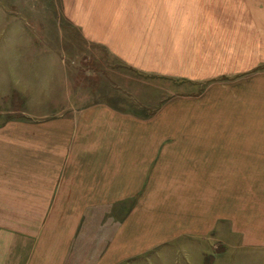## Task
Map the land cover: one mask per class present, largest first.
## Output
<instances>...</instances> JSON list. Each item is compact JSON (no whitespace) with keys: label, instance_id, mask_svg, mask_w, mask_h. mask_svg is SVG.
<instances>
[{"label":"crops","instance_id":"crops-1","mask_svg":"<svg viewBox=\"0 0 264 264\" xmlns=\"http://www.w3.org/2000/svg\"><path fill=\"white\" fill-rule=\"evenodd\" d=\"M178 1L192 88L0 124V264H264V0Z\"/></svg>","mask_w":264,"mask_h":264},{"label":"rangeland","instance_id":"rangeland-1","mask_svg":"<svg viewBox=\"0 0 264 264\" xmlns=\"http://www.w3.org/2000/svg\"><path fill=\"white\" fill-rule=\"evenodd\" d=\"M186 5L0 0V124L53 120L97 103L143 114L177 92L181 75L192 88Z\"/></svg>","mask_w":264,"mask_h":264}]
</instances>
